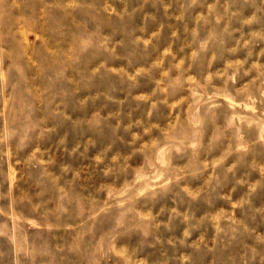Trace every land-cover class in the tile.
Here are the masks:
<instances>
[{
  "label": "rangeland",
  "instance_id": "1",
  "mask_svg": "<svg viewBox=\"0 0 264 264\" xmlns=\"http://www.w3.org/2000/svg\"><path fill=\"white\" fill-rule=\"evenodd\" d=\"M0 264H264V0H0Z\"/></svg>",
  "mask_w": 264,
  "mask_h": 264
}]
</instances>
